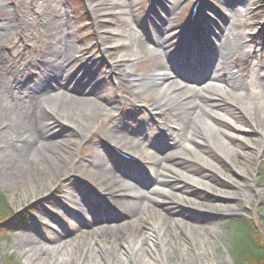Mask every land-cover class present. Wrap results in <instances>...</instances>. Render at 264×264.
I'll list each match as a JSON object with an SVG mask.
<instances>
[{
  "label": "bare ground",
  "instance_id": "6f19581e",
  "mask_svg": "<svg viewBox=\"0 0 264 264\" xmlns=\"http://www.w3.org/2000/svg\"><path fill=\"white\" fill-rule=\"evenodd\" d=\"M89 5L92 7V2ZM169 15H165L162 26H157V34H163L165 38L162 41L155 38L154 46H151L153 39L144 34L142 26L137 25V30L129 25L138 33V41L127 38L123 29L97 31L98 34L117 37L118 47L129 44V50L120 52L110 62L112 71L116 62H123L122 71L127 73L125 76L116 71L111 73L114 86L127 90L129 95L134 93V99L140 101L149 93L154 95L155 99L146 107L149 112L147 121L140 123L136 129L126 128L124 120L112 112L116 110V102L108 109L107 105L85 98L89 94L87 71L81 74L82 70H77L76 75L70 77L69 88L68 85L63 87L64 81L69 79L64 76L70 69L69 59H85L84 55L76 59L80 51L70 36L68 21L51 19L39 26L50 34L46 56L53 58V63L50 70L44 67L37 80L31 81L18 75L32 68L29 61L21 67V71L14 64L0 63V185L8 186L12 192L19 189L27 192L52 176L70 173L88 182L86 185L57 184L56 189L60 193L57 204L62 212L56 215L50 213L48 208L44 210L54 225L51 235L30 233L13 245V248L28 251V263L155 264L152 253L155 241L161 246L168 243L171 249L183 252L180 243L189 232L205 229L214 235L210 227L215 213L208 212L205 207L213 203L226 204L233 199V195L225 190L207 197L188 192L179 185L191 182L209 188L214 184L222 189L240 190L244 198L264 193L260 189L248 191L240 183H215L216 180L212 182L203 172L183 166L188 156L201 162L205 169L219 166L222 172L226 167L222 156L235 151V147H229L234 141L233 134L245 137L254 130L260 131L259 140L264 146V127L241 130L238 122L218 105L223 103L229 106L237 101L252 113L259 108L264 117V63L254 57L250 60L252 70L262 77L254 86L256 90L251 93L249 86L234 76L230 60L233 47L234 52L250 53L245 50L246 39L232 29L223 27L211 32L219 41V54L208 57L207 65L200 72L192 73L189 69L187 73H182L179 69L181 61L178 59L172 64L173 57L168 53L172 42L168 39L172 34L169 31ZM23 29L21 27L22 34ZM12 30L15 31V28ZM135 40L136 45L133 44ZM207 43L203 42L205 46ZM108 49L103 45L100 52L105 54ZM142 51L157 57L152 72L146 76L134 72V57ZM90 61L88 59L82 63L81 69L92 70L93 67L88 65ZM44 63L45 59L39 61L41 65ZM56 80L63 89L53 93L52 83ZM168 106L173 107L171 112L175 113L172 121L158 122L154 117ZM177 118L181 122L175 123ZM57 123L68 128L74 124L78 145L88 139L93 127L106 141L124 146L126 149L123 151L128 155H140L144 146L168 155L149 160V173L147 171L145 176H132L127 169L129 164L106 147L96 145L80 156L73 155L66 148L63 151L57 149V146L74 140L71 136L57 134L54 130ZM255 124L257 122L253 121ZM152 126L160 132L155 142L148 140L144 133ZM135 138L136 142L133 140ZM244 171L246 168L241 167L230 175L254 181L255 171ZM119 177L133 181L147 194L137 196L127 191ZM164 195L168 196L169 202L162 198ZM223 208L231 211L229 206ZM125 227H132V231H126ZM204 251H201L202 254ZM165 253L167 255V250ZM198 261L199 264H215L214 260L209 261L204 257L198 258Z\"/></svg>",
  "mask_w": 264,
  "mask_h": 264
},
{
  "label": "rangeland",
  "instance_id": "374dc122",
  "mask_svg": "<svg viewBox=\"0 0 264 264\" xmlns=\"http://www.w3.org/2000/svg\"><path fill=\"white\" fill-rule=\"evenodd\" d=\"M150 1L149 4L148 0H37V2L34 0H0V4H4V6L0 7V63L14 64L15 68H19L21 71V67L29 61L32 68H28L24 72L21 71L18 75L27 77L31 81L37 80L39 73L43 72L44 67L50 69L53 63V58L46 56L50 46V34L39 26L43 25V22H49L51 19L59 22L68 21L71 29V38L85 59L91 60L90 64L94 66V73L98 76V79H96L91 73H88L89 77L86 81L88 82L89 94L85 98L98 101L105 106L107 105L108 109H110L112 103L116 102L117 104L114 105L116 110L112 112L115 116L119 115V118L121 117L124 120L126 128L136 129L140 123L147 121L146 117L149 112L146 107L155 99L154 95L153 93L146 94L145 99L140 101V99H134V93L129 95L127 90L117 89L114 86V78L111 73L116 71L124 76L127 73L122 71L124 69L123 62H116L113 71L112 67L109 66L110 62H113L120 52L129 50V44H123L122 47H118L117 37L115 38L112 34H98L97 31L109 28L123 29L126 31L127 38H134L138 41V33L130 27L133 25L137 29L138 25L143 27L144 34L148 38L154 41L157 38L162 41L165 36L157 34V26L163 25L165 15L169 13V16H171L169 31L172 34L168 39L172 42L168 53L169 56L173 57L172 64L176 62V59L180 58L181 66L179 69L182 73L189 71L190 67L188 65L193 61L194 56H196L194 60L196 65L192 69V73L200 71L205 64L207 65V54L211 52L213 56L219 54L220 49L217 46L219 41L213 37L211 32H216V28L227 27L246 39L247 46L245 50L250 52L249 54H243L234 52L235 48H232L230 60L231 66L234 68V76L238 81L247 84L251 93L256 90L254 86L261 81L262 77L261 74L255 73L249 64L250 60L253 59L252 57L258 62L264 63V0H198L197 9L198 12H201V15L203 14L201 17L207 15L210 17L209 20H205L202 23L200 21L202 18L198 17L199 15L196 16V21L199 20V26L195 20H189L191 7L196 0ZM91 2L92 7L89 5ZM21 27L24 28V36L21 33ZM13 28H15V31L12 30ZM26 29L27 31L25 32ZM184 29H191L190 38L193 42L197 41L196 43L199 44L204 40L208 41V44L203 47L201 55L198 54L197 49L182 48L181 39L182 35H184ZM198 29L204 32L199 37H197L196 33ZM177 34H180V36L175 38ZM249 34L251 35L250 37L246 36ZM136 40L133 42L134 45H136ZM99 41L100 43H98ZM175 42H178V45ZM103 45L109 48L105 54L100 52V48ZM199 48L200 46H198ZM221 51L227 53L226 50L222 49ZM228 51L230 52L229 49ZM21 53L24 54L21 55ZM41 59H45V63L42 65L38 63ZM69 60L70 69L64 75L69 79L63 83V87L68 85V88L71 84L69 83L70 77H74L77 70H81L73 59ZM202 60L203 62H201ZM134 61L136 64L134 72L146 76L152 72L153 64L157 62V57L154 54L142 51L141 54L134 57ZM220 67L223 68L222 65ZM96 81H99L97 85H95ZM52 84L54 85L53 93L57 89L62 91L63 88H60L62 84L57 82V80ZM69 94L73 95L70 92ZM218 105L238 122L241 130H254V126L264 127V117L261 115L259 108L252 113L242 108L237 101L229 106L223 103ZM81 106L84 107V105ZM164 109L163 112L156 114L154 117L160 123L169 119L172 121L175 115V113L171 112L173 107L168 106ZM253 121L257 122V124L253 125ZM174 122H181V119L177 118ZM57 125L54 129L57 134L71 136L74 140L56 148L61 151L64 148L69 149L75 156L87 154L96 145L106 147L113 154L115 153L111 147H119L118 149L122 152L126 149L124 146H118L106 141L105 137L95 132L93 127L88 139L83 144L78 145V142L75 141L74 124L72 128L70 125L69 128L58 123ZM144 133L147 135L148 140L153 142L158 139V136L160 137V132L155 129V126L145 129ZM259 133L260 131L254 130L245 137L233 134L234 141H231L229 147H235V151L222 156L221 160L226 166L222 172H220L219 166H208L205 169L201 162L188 156L185 157L186 162L183 166L203 172L207 177H210L212 182L216 180L215 183L218 182L225 185L224 182H234L240 183L248 191H254L255 189L264 190V146L259 140ZM133 140L136 142L137 139ZM126 144L124 143V145ZM261 146H263L262 149H260ZM166 155L168 153L153 152L144 146L142 153L138 156L135 155L137 156L134 158L136 162L130 161V165L135 164L136 166H130L127 169L133 176L143 177L147 174V171L149 173L147 166L149 160H156ZM241 167L246 168L245 173L252 170L255 171L253 173L255 174L254 181L243 180L230 175L232 171H239ZM119 179L121 185L127 191L129 190L137 196L147 194L143 188L137 186L133 181L124 177H119ZM45 181L47 182L32 186L27 192L23 189L12 192L8 186L0 185V196L4 198V203L6 204L4 212L0 213V264H33L27 261L28 251L26 249L18 250L13 248V245L22 236L30 233L40 236L51 235V229L54 225L44 210L48 208L50 213L61 214L62 210L57 204V198L60 196L59 191L56 189L57 184L62 182L78 185L83 183L86 185L88 183L78 175L71 173L66 176H52ZM179 187L186 189L188 192L207 197L218 195L225 190L226 193L233 195V199L226 204L213 203L205 207L208 212L215 213L210 227L214 231V235L205 229L189 232L188 235L182 238L180 243V247L184 249L183 252L171 249L172 246L168 243H163V246H161L155 241L152 247V253L155 256L153 258L154 263L199 264L198 258L204 257L209 261L214 260L215 264H236V260L230 251L235 242V238L232 237L234 233L232 229L233 222L240 220V218L251 220L256 222L261 230H264V193L244 198L240 190L222 189L214 186V184L209 188H205L191 182H185V185H179ZM162 198L169 202L167 195ZM225 206L231 207V211L225 210L223 208ZM223 209L224 211H222ZM157 212L163 214L160 210H157ZM124 229L132 231V227H125ZM260 244L264 247L262 236L260 237ZM165 250H167V255ZM203 250L205 251L202 254L201 251Z\"/></svg>",
  "mask_w": 264,
  "mask_h": 264
},
{
  "label": "trees",
  "instance_id": "16d2710c",
  "mask_svg": "<svg viewBox=\"0 0 264 264\" xmlns=\"http://www.w3.org/2000/svg\"><path fill=\"white\" fill-rule=\"evenodd\" d=\"M5 208L4 198L0 196L1 214ZM233 224L232 237L235 238V242L230 251L236 264H264V247L260 244V237L264 239V230H261L256 222L241 218Z\"/></svg>",
  "mask_w": 264,
  "mask_h": 264
}]
</instances>
